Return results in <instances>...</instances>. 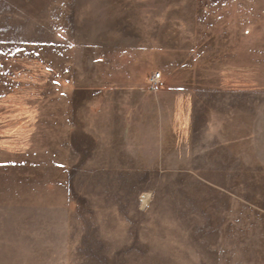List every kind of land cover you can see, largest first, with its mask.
<instances>
[{
    "label": "rangeland",
    "instance_id": "obj_1",
    "mask_svg": "<svg viewBox=\"0 0 264 264\" xmlns=\"http://www.w3.org/2000/svg\"><path fill=\"white\" fill-rule=\"evenodd\" d=\"M0 264H264V0H0Z\"/></svg>",
    "mask_w": 264,
    "mask_h": 264
},
{
    "label": "built area",
    "instance_id": "obj_2",
    "mask_svg": "<svg viewBox=\"0 0 264 264\" xmlns=\"http://www.w3.org/2000/svg\"><path fill=\"white\" fill-rule=\"evenodd\" d=\"M159 78H160L159 74L151 76V78L149 80V85L151 88H154L155 86H157V83L159 82Z\"/></svg>",
    "mask_w": 264,
    "mask_h": 264
}]
</instances>
